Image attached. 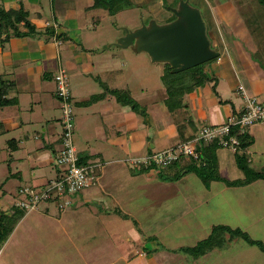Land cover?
<instances>
[{
    "label": "crops",
    "instance_id": "crops-1",
    "mask_svg": "<svg viewBox=\"0 0 264 264\" xmlns=\"http://www.w3.org/2000/svg\"><path fill=\"white\" fill-rule=\"evenodd\" d=\"M128 1L129 7L123 6L113 14H109L106 9L93 6V0H47V2L0 0L4 10L11 15L19 8L25 11L26 18L35 30L32 35L10 36L6 41H2L3 35H0L1 97L10 100V103L0 106V142L5 144V146L0 144V164L3 163L8 168L9 176H6V181L14 176H18L16 178L19 181L24 176V181L31 184L29 186L40 187L55 176L57 169L54 167V174L49 178V172L43 169L53 164L52 158L59 146L61 126L59 131L56 126L57 123L60 125L59 104L55 98L52 80L53 73L58 68L64 70L66 68L70 72L72 83L76 81L73 83L74 91L69 90L73 103L74 133L77 132L81 137L83 136L82 143H85L80 149L75 145L79 161L80 163L101 162L98 173L100 181L90 192L91 195L73 194L69 198L70 203L64 208H59L62 210L57 212L50 209L51 200L43 202L39 208V205L30 210L18 208L14 204L13 197H19L17 190L22 184H14L12 180L5 189L3 184H0V213L7 217V221L16 215L11 223L10 231L2 241L10 239L9 237L18 227L30 225L29 219L32 218H36V222H33L34 228L41 229L43 226L44 229L53 230V235L59 232L68 234L67 231L70 229L74 237L86 229L85 221L88 220L89 223V219H92L89 214H96L101 225L107 221L104 217L116 215V213L119 215H116L118 221H124L125 218L121 219L120 215L129 214L124 209L127 187L121 186L120 181L123 179L118 176L123 169L122 163L128 157L145 155L155 147L152 140L160 142V146L167 148L190 138L198 127L220 124L226 120L227 116L237 113L242 104L236 91L237 85H242L240 79L247 82L246 85L250 90L264 92L263 68L251 61L245 64L242 57L245 54V48L254 49L262 57L264 55V23H262L264 11L254 10L253 5H259L247 0L246 5L239 2V8L232 11L234 17L231 14L229 17L224 15L222 9L215 12L214 9L217 7L213 9V5H208V8L204 7L208 13V18L204 20L205 31H208L210 42L213 44L212 49L217 51V57L214 61L203 64L201 68L206 81L202 85H191L193 78L199 77L198 73L188 75V80L182 78L180 83L182 86L191 85V90H184L180 94L179 104L183 107L167 106L164 97L160 101H155L153 105H148L149 115L146 119L148 126H146L141 118L135 116L129 106L119 102L111 93L113 88L123 89L120 85L110 87L109 90L107 86L104 90H98L97 87L98 81L102 82L99 75H103V72L111 73L108 64H103L102 72L99 64H102L105 58L103 57V62L97 58L110 49L106 47V41L99 39L102 34L99 28L101 29L103 20L132 8L149 12L148 23L141 24L148 25L150 22H155L161 25L172 20L168 17V19H158V16H153V11L157 14L161 9L159 7L161 0L148 2L145 8H140L142 0ZM246 7L247 9H244ZM256 13L258 15H255ZM157 19L159 22L156 21ZM257 23L259 25L256 26ZM141 24L126 30H135ZM18 29L25 30L21 23ZM123 35L113 37L111 42L114 43ZM259 44H261L260 48ZM121 48L130 51L133 60H136L137 54L144 53L151 62L149 56L143 51ZM61 53H63L64 61L60 56ZM160 63L168 65L165 62ZM121 65L123 68L113 70L121 73L118 78L127 71L125 63L122 62ZM185 70L171 72L170 69V72L187 76L188 73H184ZM224 84L231 88L236 84L234 89L236 100L223 96ZM187 112H189L188 117ZM144 128H146L145 133L139 136L135 133L136 139L132 140L130 135L126 134L128 129L142 130ZM247 133L252 137L250 132ZM88 136L93 138L92 144L88 142ZM250 145L244 153L248 165L255 169L248 158ZM3 150H7L5 155ZM230 154L233 155V152L227 148L217 147L214 150L217 173L227 180L242 178L241 171L236 166L237 171L233 169V166L231 167ZM189 159L182 157L178 163L169 166L174 171L172 177L175 176L176 171L181 172L184 169ZM19 163L21 167L17 165ZM104 165L108 166L106 170L103 169ZM42 166L43 169H40ZM229 169L230 173H228ZM148 171H143L144 175ZM223 174H231V176L228 178ZM213 182L219 181H210L208 184ZM224 186L235 187L225 184ZM110 188L114 190L115 197L114 195L107 197V190ZM98 193L100 194L97 195ZM88 203H92L93 208L87 206ZM103 203L106 204L105 207H102ZM83 207H87L88 211L84 212L80 209ZM105 208H108V211H104ZM111 209L114 212L109 211ZM19 211L21 214H18Z\"/></svg>",
    "mask_w": 264,
    "mask_h": 264
},
{
    "label": "rangeland",
    "instance_id": "rangeland-1",
    "mask_svg": "<svg viewBox=\"0 0 264 264\" xmlns=\"http://www.w3.org/2000/svg\"><path fill=\"white\" fill-rule=\"evenodd\" d=\"M42 1L47 2V0ZM164 1L168 5L167 7L171 8L177 7L179 3L177 0ZM183 1H186L191 8L198 9L203 21L208 18L207 9H205L208 8V5H213V9L217 7V9H214L215 12L222 9L224 15L230 17L231 14L234 17L232 11L239 8V2L245 5L248 1L257 4L256 0ZM253 6L254 10H262V6L261 8L256 5ZM159 7L161 9L158 10L157 14L153 11V16H158V19L171 18L172 14L167 8L162 7V5ZM244 9H247V7ZM149 15V12L145 10L132 8L124 10L116 16H109L105 21L103 20L100 26L101 29L99 28L102 32L99 39L106 41V47L110 49L97 58L101 61L103 57L107 59L99 64V68L102 70L103 64H108L111 73H105L102 70L103 75H99L102 82L98 81V85L94 83L97 85L98 90H104L106 86L109 90L110 87L120 85L123 89L113 88L112 91H121L126 94V98L132 100L134 108L127 106L131 108L135 116L144 121L146 126H148L146 123L149 115L147 113L148 105H153L155 101H160L164 97L167 106H182L181 104H174V99H178V96L181 97L177 84H180L183 79L188 80L189 77L187 73V76L182 74L179 76L175 74L173 76L168 75L166 72L167 66L156 61H151V63L144 53L137 54L136 60H133L130 51L122 49L111 42L113 37L125 34L127 32L126 28L146 23L150 19ZM255 15H258V13ZM158 19L157 22H159ZM171 19H174V17ZM262 23H264L263 20ZM255 25L257 26L259 23ZM205 34L212 49L213 44L210 42L208 31H205ZM111 43L113 44L110 45ZM136 46L137 43L133 41L127 48L136 49ZM258 46L260 48L261 44ZM244 51L245 54L242 57L245 64L251 61L264 69V55L262 57L254 49L245 48ZM62 61H64L63 57ZM211 61H214V59ZM122 62L125 63L127 71L122 77L118 78L121 73L113 70L121 68ZM193 69L191 68V70ZM65 71L69 89L74 91L73 83H76V81L72 83L70 72L66 68ZM180 77L183 78L181 81H179ZM239 81L242 87L244 85L245 91L250 95H255L264 107V92H254L246 85L247 82L244 79ZM203 83L201 81L200 85ZM235 87L236 84L232 88L224 84L223 90L225 93H223V96L236 100ZM187 90H191V88H185V91ZM113 95L116 94L113 93ZM168 97L172 99H168ZM56 100L59 104L58 112L61 115L60 101L57 98ZM188 116L189 112H187ZM56 126L59 131L60 125L57 123ZM146 128L142 130L128 129L126 134H129L133 140L145 133ZM247 132H250L253 138L248 149V158L251 160V165L255 169L264 168V123L250 125ZM135 133L137 136H135ZM82 137L73 131V143L78 149L85 145V143H82ZM92 139L89 138L88 141L91 144L93 143ZM152 141H154L155 147L150 149L149 152L165 149L160 146V142ZM0 144L3 143L0 142ZM162 144L165 145L163 142ZM199 145L202 146L203 144L199 143ZM6 152L7 150H3L4 155ZM229 158L232 162L231 167L233 166V169L237 171L233 155L230 154ZM17 165L19 166L20 163ZM53 167L57 169L54 163L49 168L43 169L42 166L40 169L49 172V178L54 174ZM122 167L123 169L120 170V176L118 177L123 179V181H120L121 186L127 187L125 197L128 199L126 198L124 201V209L129 213L120 215L121 219L123 216L126 217L124 221L119 222L116 216L118 213H116V215L104 217L107 221L104 225H101L96 214H89L92 219H89V223L88 220L85 221V224H87L86 229L74 237L69 228H66L69 229L68 234L59 232L57 235H53L51 226L52 231L44 229L43 226V228L37 229L34 228L35 224H33V222H36V218L29 219L30 225L18 227L9 237L10 239L0 242V264H264V251L257 245H249L245 240L238 237L228 240L231 233H224L226 229L222 228L223 226L228 228L238 227L241 231L247 233L251 239L258 240L264 246V181L258 180L240 187H225L221 182H213L208 184L207 187L189 168L186 171H184V168L181 172L175 170L176 174L172 177L174 171L169 166L162 169H149L146 175H144L145 173L142 171L144 169L139 164L131 165L125 160ZM107 168L108 166L104 165L103 169L106 170ZM228 173H230V169ZM6 176H9L8 168L2 163L0 164V184H3V189L7 188L9 181L12 180L14 184L31 185L29 182L24 181V176L19 181L16 178L18 176L6 181ZM26 176L27 172L25 173ZM224 176L229 178L231 174ZM99 178L100 176L92 185L81 189L76 195L81 196L85 193L91 195L90 192L99 184ZM114 193L113 189H108L107 197L113 196ZM19 197L15 196L13 200L17 201ZM43 202L45 201H40L36 207L38 205V208L41 207ZM105 205L103 203L102 207H105ZM87 206L91 208L92 203H88ZM50 209H54L56 212L62 210L59 209L55 201H51ZM80 209H83L84 212L88 211L87 207ZM104 211H108V208H105ZM109 211L114 212L113 209ZM212 229L216 232L210 240L213 245L206 246L204 244L193 249L195 244L206 238ZM220 234L222 235L221 247L214 244L220 239ZM201 251L203 254H198Z\"/></svg>",
    "mask_w": 264,
    "mask_h": 264
},
{
    "label": "built area",
    "instance_id": "built-area-1",
    "mask_svg": "<svg viewBox=\"0 0 264 264\" xmlns=\"http://www.w3.org/2000/svg\"><path fill=\"white\" fill-rule=\"evenodd\" d=\"M55 25H53L54 27ZM54 94L60 101V136L59 146L53 155L52 161L57 167L54 177L47 180L43 186L34 187L23 185L17 190L20 198L15 201V206L23 210L33 209L40 201H55L59 208H64L70 203V197L81 189L92 185L100 171L97 162L80 163L75 145L73 143L74 114L72 97L66 71L58 68L52 76ZM236 91L242 100L237 113L227 116L220 124L202 125L187 140L180 141L173 146L149 152L143 156L127 158L131 165L165 168L178 160L180 156L197 160L199 153L195 146L199 143L206 145L217 142L220 147L234 152L238 142L233 128L237 133H242L254 123H264V107L255 95L248 94L239 84Z\"/></svg>",
    "mask_w": 264,
    "mask_h": 264
},
{
    "label": "trees",
    "instance_id": "trees-1",
    "mask_svg": "<svg viewBox=\"0 0 264 264\" xmlns=\"http://www.w3.org/2000/svg\"><path fill=\"white\" fill-rule=\"evenodd\" d=\"M152 1L153 0H142L141 2L142 6H140V8H145L146 4ZM256 1H257V4H259L260 8L262 6L261 9L264 11V0H256ZM92 5L95 7H102L106 9L109 14H113L114 12L123 8V6L124 7L130 6L128 0H93ZM161 5L162 7L167 8L168 10L169 7H167L168 5L164 0H161ZM26 15H27L26 12L23 11L21 8H19L17 12L11 15L9 12L4 10V8L2 7L0 3V35H3L2 41H6L10 36L20 37V36H25V35H32L35 33L34 27L28 21V19L26 18ZM173 17L174 15L172 14L171 18ZM171 18L169 20H171ZM20 23H21V26L25 29L24 31H19L18 26ZM213 59H216V58H213ZM211 60H208L204 63L191 67V68H194L195 70L194 69L191 70V68H188L185 70L184 73H188V75L190 76H192V74L194 73L195 74L198 73L199 77L193 78V82L191 83V85H199L201 81L203 82L206 81V76L204 75V73H202L201 68L203 64L208 63ZM166 72L170 76H173L174 74L177 75V73L172 74L170 72V67L168 65H167ZM181 79L182 78L180 77L179 81H181ZM177 85H178V88L180 89L179 95L184 92L185 88L191 87V85L186 87V86H182L179 83ZM1 88L2 86L0 84V89ZM111 93L116 94L115 96L119 102L125 105H129L131 108H134L132 100L126 98V94H124L123 92L111 91ZM1 96H2V90H0V106L10 103V100H5V98H2ZM179 98L180 96H178V99ZM168 99H172V98L168 97ZM178 99L177 98L174 99L175 105L179 104ZM232 131L234 132L237 142H238L237 148L233 152V160H234L235 166L237 167V169L241 171L243 177L232 179V180H227L218 175L217 169H216V163H215V155H214V150L217 147H220L217 142H211L209 144L202 145V146L197 144L195 148L199 153L198 159L195 161L190 158L185 164L186 166L184 168L185 169L189 168L190 170H192L196 174V176H198L201 182H203L205 186H207L210 181H219L225 184L226 186H235V187L245 186L255 180L264 181V168L262 167L261 169H253L252 167H250L248 165L247 157L244 153L245 149L252 143V137L247 133V130L242 133H237V131L233 128ZM180 160H182V156H180V158L176 160L175 162H173L171 165H174L176 162L178 163ZM153 168L154 166L152 165L145 166V167L142 166V169H144L142 171H147ZM18 214H21V211H19ZM15 218H16V215H14L12 218H10L7 221V217L4 214L0 213V241H2L6 237L7 233L10 231L11 223L14 221ZM123 218H126V217L123 216ZM222 228L226 229L224 233L226 232L231 233V235H229L228 240H231L234 237H238V238L245 240L249 245H253V244L257 245L262 251H264V246L258 240L251 239L247 233L241 231L239 228H228L226 226H223ZM220 229H221V226H220ZM215 233L216 232L212 229L210 233L206 236V238H204L203 240L195 244L193 249L203 246L204 244H206V246L207 245L212 246L213 244H212V241L210 240H212L213 238L212 236ZM221 240H222V235L220 234V239L216 241V243H214L215 246L217 245L221 247L222 246ZM198 254L201 255L203 254V252L201 251Z\"/></svg>",
    "mask_w": 264,
    "mask_h": 264
},
{
    "label": "water",
    "instance_id": "water-1",
    "mask_svg": "<svg viewBox=\"0 0 264 264\" xmlns=\"http://www.w3.org/2000/svg\"><path fill=\"white\" fill-rule=\"evenodd\" d=\"M171 21L157 25L150 22L127 31L114 44L127 47L136 42L135 50L145 52L151 61L165 62L171 72H178L217 57L205 34V22L196 8L179 0L177 7H169Z\"/></svg>",
    "mask_w": 264,
    "mask_h": 264
}]
</instances>
